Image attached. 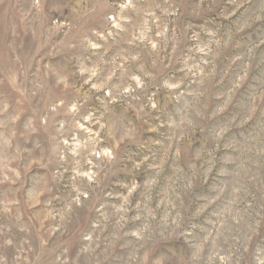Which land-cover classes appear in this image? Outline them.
Wrapping results in <instances>:
<instances>
[{"label": "rangeland", "instance_id": "374dc122", "mask_svg": "<svg viewBox=\"0 0 264 264\" xmlns=\"http://www.w3.org/2000/svg\"><path fill=\"white\" fill-rule=\"evenodd\" d=\"M0 264H264V0H0Z\"/></svg>", "mask_w": 264, "mask_h": 264}]
</instances>
